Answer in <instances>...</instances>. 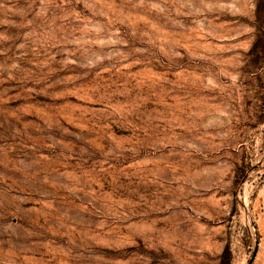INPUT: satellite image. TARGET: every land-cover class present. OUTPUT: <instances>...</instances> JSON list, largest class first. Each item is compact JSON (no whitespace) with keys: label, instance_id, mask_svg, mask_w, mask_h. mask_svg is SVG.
<instances>
[{"label":"rangeland","instance_id":"rangeland-1","mask_svg":"<svg viewBox=\"0 0 264 264\" xmlns=\"http://www.w3.org/2000/svg\"><path fill=\"white\" fill-rule=\"evenodd\" d=\"M263 182L264 0H0V264H249Z\"/></svg>","mask_w":264,"mask_h":264},{"label":"crops","instance_id":"crops-1","mask_svg":"<svg viewBox=\"0 0 264 264\" xmlns=\"http://www.w3.org/2000/svg\"><path fill=\"white\" fill-rule=\"evenodd\" d=\"M258 205L260 207L256 216V235L259 248L252 264H264V182L259 189Z\"/></svg>","mask_w":264,"mask_h":264},{"label":"water","instance_id":"water-1","mask_svg":"<svg viewBox=\"0 0 264 264\" xmlns=\"http://www.w3.org/2000/svg\"><path fill=\"white\" fill-rule=\"evenodd\" d=\"M258 248H259V242L257 240L256 243H255V248H254V251H253V254H252V257H251V261H250L249 264H251L252 261L255 259L257 251H258Z\"/></svg>","mask_w":264,"mask_h":264}]
</instances>
